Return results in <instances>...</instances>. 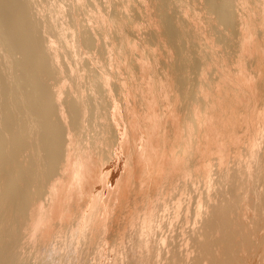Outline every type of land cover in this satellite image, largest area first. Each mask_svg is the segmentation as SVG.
<instances>
[{"label": "bare ground", "instance_id": "1", "mask_svg": "<svg viewBox=\"0 0 264 264\" xmlns=\"http://www.w3.org/2000/svg\"><path fill=\"white\" fill-rule=\"evenodd\" d=\"M147 27L156 29L157 44L151 45L146 38ZM215 33L222 40L219 42L225 43L222 49L217 48ZM170 34L187 38L188 50L182 57L172 46ZM97 48L102 50L98 52ZM101 52L106 59L98 56ZM68 53L74 59L66 62L63 54ZM163 58L167 65L162 68ZM78 65L89 73L79 71ZM166 67L172 69L171 74L161 76L160 69ZM70 77L74 89L70 87L63 97V87ZM100 105L107 109L104 119L115 138L112 147L119 149L113 153L114 158L110 150V165L93 148L95 140L89 137L91 145L84 144L76 135L86 129L87 119ZM119 174L123 179L113 192ZM215 175L217 187L212 184ZM130 180H135L132 195L136 190L149 195H134V203L139 199L147 203L141 202L147 210L143 213L145 221L151 222L153 216L158 219L162 211L163 216L173 212L175 217L181 216L180 225L173 224L179 226V233L186 237L191 231L186 238L192 239V254L183 253L184 246L180 245L182 252L180 248L167 256L169 249L165 256L159 249L165 244L155 246L157 237H153L154 242L147 237L164 255H154L157 262L159 258H177L181 264L186 258L189 264H264V0H0V264H45L48 258L60 264L62 255L77 247L75 242L70 240L67 245L66 239L67 246H63L67 253L60 251L59 245L48 247L44 241L52 238L45 237L42 230L44 243L37 250L32 245L29 249L31 234L41 233L38 230L42 226L37 227L39 222L44 223L42 218L64 208L74 215L77 205L76 201L71 205L72 199L83 196L95 200L91 201L94 204L86 201L90 206H96L98 199L103 201L98 214L91 207L95 225V220L102 221L122 202V194L131 190ZM152 182L157 187L165 183L169 188L182 184V190L191 192L188 202L184 199L186 205H181L182 195L187 194H180L184 190L180 192V186H175L172 189L181 195H176L178 204L167 212L170 205H166V198L162 202L160 195L152 206L148 203L155 192L150 187ZM163 187L165 196L168 189L166 192ZM48 196L55 199L46 207ZM126 201H130L128 197ZM168 203L172 204L171 199ZM73 215L69 220L65 216L70 224ZM62 218L60 222L66 221ZM86 219L80 221V228L84 223L87 227ZM123 223L127 227L128 223ZM157 223L159 226V219ZM93 224H89L92 229ZM98 225L95 232L103 227L99 229ZM76 227L69 229L74 231ZM148 227L144 229L147 233L151 231ZM127 238L130 240L129 234Z\"/></svg>", "mask_w": 264, "mask_h": 264}, {"label": "rangeland", "instance_id": "2", "mask_svg": "<svg viewBox=\"0 0 264 264\" xmlns=\"http://www.w3.org/2000/svg\"><path fill=\"white\" fill-rule=\"evenodd\" d=\"M99 1H102V0H99ZM87 2V1H86ZM96 10H94V12H95ZM217 37V39H215L216 37ZM215 36H213V38H214V40L216 41V43H217V41H218V49H222L224 46H225V43L224 42H222V43H224V44H222V43H220L219 41H222V40H219L220 38L218 37V34H216L215 33ZM146 38L149 40V42L151 43V45H154V44H157V34H156V29L155 28H152V27H147L146 28ZM170 39H171V41H172V46L174 45L175 46V51H176V53L178 54V56L179 57H182V53H186L187 52V46H188V44H187V38L185 37V36H182V37H179V36H175V35H172V34H170ZM107 41H109V39L107 40ZM220 43V44H219ZM224 45L222 48H221V46L222 45ZM217 46V45H216ZM220 47V48H219ZM169 49V48H168ZM168 49H165V50H168ZM97 50H98V48H97ZM97 50H95V51H97ZM100 50H102L101 48H99V50H98V52H100ZM94 50H93V52H95ZM161 51H164L163 49L161 50ZM174 51V50H173ZM98 52H95L96 54L98 53ZM103 52V51H102ZM101 52V53H102ZM165 52V51H164ZM163 52V53H164ZM67 54V53H66ZM66 54H63L64 55V58H65V60H66V62H67V60H71V58L73 57V59H74V56L73 55H71V54H69L68 53V55H66ZM98 54H100V53H98ZM139 54V52L137 51V55ZM71 56V57H70ZM101 59H102V57H104L103 56V53H102V55L100 56V55H98ZM162 56H163V54H162ZM76 59H78L77 61L79 62V57L77 56L76 57ZM104 59H106L105 57H104ZM64 60V61H65ZM104 61H106V60H103V62ZM79 64H81V62L79 63ZM165 65H167V60L165 59V58H163V60H162V68L163 67H165ZM78 67H79V71L80 70H82V67H81V65H78ZM81 67V68H80ZM159 67H160V65H159ZM161 68V67H160ZM167 68L170 70V72H169V70L167 71ZM83 71V70H82ZM81 71V72H82ZM86 70H84L83 71V73L85 74V75H87L88 73H89V71H86ZM194 72H196V70L194 69L193 70ZM171 74V72H172V69L171 68H169V67H166V68H164V70H162V69H160V72L159 73H161V76H163L164 74ZM163 74V75H162ZM168 74V75H169ZM192 74H193V72H192ZM197 75V74H196ZM193 77H196L195 76V74H193L192 75ZM71 80H72V77H70V81H68V83H65V85H64V93H63V97L65 96H67V93H68V91H69V89H70V87L73 85L72 84V82H71ZM70 82V83H69ZM71 84V85H70ZM72 88V87H71ZM72 89H74V88H72ZM68 90V91H67ZM66 91V92H65ZM87 93V92H86ZM64 99V98H63ZM104 104H106L107 105V101H106V103H104ZM105 105V106H106ZM102 106V107H101ZM100 109L97 111V112H95V113H93V114H90V116H89V118H90V120H89V118L87 119V122H86V129L85 130H83V131H81V132H83V135L81 136V132L78 134H76L77 135V137H79V135H80V139L82 140V138H83V140H82V143H84V144H88V145H91V142L92 141H97L98 139V142L99 141H101V142H103L104 144H102L101 142H96V143H94V142H92L93 144H92V146H93V148H95V151L96 152H98L99 153V155H100V157L102 156V158L104 157V159H103V161L105 162V161H108V163L107 162H105L107 165H110V164H112V160L113 159H110V156H111V158L113 157H115L114 155L116 154V153H114L115 152V148L117 147L116 145H113L114 147H112V142H113V144H115L114 142H115V138L113 137V133H112V130H109V127H108V120L106 119H104L106 116V113L107 112H105L104 113V111H107V109H106V107H104V105H100V107H99ZM102 112V114H101V112ZM96 114H97V116H96ZM98 114H99V116H98ZM93 115H94V117H93ZM102 115H104V116H102ZM96 117V118H95ZM93 118H95V119H93ZM103 118V119H102ZM98 119H99V121H98ZM107 122H105V121ZM96 121V122H95ZM91 124H90V123ZM101 122V123H100ZM104 122V123H103ZM95 123V124H94ZM97 123V124H96ZM99 124H102V125H99ZM97 125H99V126H97ZM106 125V126H105ZM93 126V127H92ZM91 129V131H89L90 129ZM97 128V129H96ZM105 128V129H104ZM87 129H89V130H87ZM96 129V130H95ZM106 129H107V131H106ZM93 130V131H92ZM109 130V131H108ZM85 131V132H84ZM88 131V132H87ZM97 131H99L100 132V134H99V132H97ZM90 132H93V134L92 133H90ZM104 132V133H103ZM108 132V133H107ZM98 133V134H97ZM112 133V134H111ZM84 134H86V135H84ZM93 136V139H92V136ZM101 135L103 136V139H102V137H101ZM109 135V136H108ZM112 135V136H111ZM98 136H100V137H98ZM111 136V137H110ZM85 137H87V139H89V137H91V140L92 141H90V139L89 140H87ZM95 137L97 138V139H95ZM113 137V138H112ZM85 138V139H84ZM106 138V139H105ZM101 139V140H100ZM109 139V140H108ZM114 139V141H112ZM103 140V141H102ZM88 141V142H87ZM90 141V142H89ZM105 141V142H104ZM108 141V142H107ZM108 144H107V143ZM90 143V144H89ZM98 143V144H97ZM105 143H106V145H108V146H105ZM110 143H111V145H110ZM98 146H97V145ZM100 144V145H99ZM97 147H96V146ZM103 146V148L102 147H100V146ZM112 148H111V147ZM105 147V148H104ZM107 147H108V149H107ZM110 148V149H109ZM75 149V148H74ZM99 149H103L104 151H106V154L105 153H101L102 151H100ZM112 149H114V151L112 150ZM112 151V153H111V151ZM118 151H119V149H117ZM116 150V151H117ZM100 151V152H99ZM109 151V152H108ZM101 153V154H100ZM109 153V155L107 156V154ZM110 153H111V155H110ZM113 153H114V155H113ZM214 155H216V154H214ZM213 155V157H214V159H215V156ZM217 156V155H216ZM212 157V158H213ZM211 158V159H212ZM111 160V161H110ZM216 161H218V158L217 159H215ZM213 161V159H212V162H216V161ZM114 162V161H113ZM115 163V162H114ZM118 164V163H117ZM120 167H122L121 165H120ZM213 169H216V166H214L213 167ZM137 171H138V168L136 167L135 168V174H134V178L136 179L137 178V176H138V173H137ZM214 171V170H213ZM121 174H119V176H118V179H117V183L116 184H114V186H112V191L113 192H116L117 190H118V187H119V184L118 183H121L122 182V179H123V174L120 176ZM216 176L217 175H215L214 177H213V183L212 184H214L215 185V183H216ZM214 181H215V183H214ZM133 182L135 183V180H130V182H129V184H130V186H129V188H131V190L130 189H127V191H130V192H125V193H130L129 195H127V194H122L123 196H121L120 197V200L122 201L121 203H119V204H121V205H117V207L116 206H114L113 208H112V210L113 211H111V212H109V215L108 214H106V216H104L103 217V219H102V221H101V219L98 221V220H95V225L93 224L94 223V219H96V217H95V215L96 214H98L101 210V208H102V204H103V201H102V199L100 200V199H98V200H96V202H97V204H96V206L95 205H92V206H90L88 203L90 202V203H92V202H94L95 203V200H87L85 197L83 198V196H82V198H80L79 200H76V199H72V203H71V200H69L70 201V203H71V205H73V203L76 201H78L77 203L78 204H76V202L74 203L75 204V206L77 207V208H79L80 207V209L78 210L75 206V208H76V210H75V213H74V215H73V213L71 212L70 213V211L68 212V210L66 209V208H64V209H62V210H60V211H58V213H56L55 215H53V216H51V215H49V216H45V217H43L42 219H43V221L42 222H44L43 224H40V222H39V224H38V229H39V225L40 226H42L41 228H40V230H38V232H40L41 231V233L39 234V233H37V231H35V233L33 232V234H34V236H33V234H31V243L29 242V249H31L32 250V247L33 246H35V249L37 250V248H39V246H41L40 244H43L44 242V244L46 245V244H48V247H50L51 245L53 246V247H56L57 248V246H54V245H59V250L61 251V250H64V252H65V250H66V253H67V248L65 247V246H67V245H69L70 244V240L71 241H73V242H75L76 243V245H77V247L75 248V249H73V251L70 253H68V254H66V255H64V256H66L65 258H64V256L62 255V261L60 260V262L62 263V264H170V262H171V264L173 263L172 261L174 260V262L176 261V264H179V262H180V260L179 259H177V258H175V259H167V261H166V258H164V259H162V260H164V261H162L160 258H162L164 255L166 256V252L169 254V252H168V250L170 251V254L169 255H167V256H170V255H172V253H173V250H177V249H179L180 250V248H181V252L183 251L182 249L184 248V251H183V253H191L192 254V252H191V250L193 249V247L191 246V245H189L190 244V242L192 243V239H191V237H188V239L186 238L187 237V234H189L190 235V233H191V231L190 230H187V231H190V233L189 232H186L187 234H186V237H184V235L183 234H181V233H179L180 232V229L178 228L179 226L178 225H180V219H178V218H181V216L179 217H175L174 216V213L172 212L170 215H172V217H174V218H171V216L169 215V214H167V216L166 215H164V216H166L165 218H166V221L164 220V219H162L164 216H163V212L164 211H162L163 209H161L160 211H159V213L161 214V216L158 218L159 219V226H158V219H157V217H156V219L154 218L155 216H153V219H155V220H151V222L149 221V220H146L145 221V218H144V216H145V214H143L144 212L146 213V211L147 210H145L144 209V206L147 204V203H145L146 201H140V199H139V201L138 202H140V203H134V197L137 195V196H140V197H142L143 195H145L146 194V192H144V194H143V190L140 192V193H138L139 191H137L136 190V192H135V194H131V191L133 190L132 189V186H131V184H133ZM201 183H202V181H201ZM165 184V183H164ZM162 185V184H159V186L157 187V185H153V182H152V184L150 185V187H153V189H152V192L153 191H155V192H151L152 193V196L149 198V199H151V200H149L148 201V203L150 204V203H152V206L153 205H155L156 203H157V201L159 200V197L158 196H160V199L162 200V202L163 201H165V198H166V205L167 206H169L170 205V207L168 208V207H166L167 209H166V211L168 212L169 210H171L170 208L171 207H174L175 205H176V203L178 204L179 203V201H177L176 200V198L178 199V196H176V195H179L180 197L179 198H181V195L180 194H187V196L186 195H182V199H181V202H183V200H184V202H188V201H186V200H188L189 199V195H191V192L189 191V190H187V189H181L182 187H181V185L182 184H180V185H178V186H176V187H179L178 188V190L180 191H183V192H178V190L176 191H174L173 189L175 188V186L173 185V187H172V185H171V188H169L168 187V185L167 184H165V185H167V187H165V185ZM164 186L163 188V190L164 191H166L167 189H168V195H167V193L165 194V196L164 195H162V194H164V192L162 191V186ZM213 185V186H214ZM217 185H218V187H219V183H217ZM155 186V187H154ZM66 187H68V186H66ZM66 187H64V188H66ZM95 187H97V186H95ZM126 187H128V186H126ZM214 187H217L216 185L214 186ZM213 187V188H214ZM161 189V192H160V189ZM173 188V189H172ZM156 189L157 190H159V192L158 191H156ZM173 190V192H175L174 194H173V192H171L172 190ZM177 189V188H176ZM187 191H189L188 193H187ZM156 192H158V193H156ZM177 192H178V194H177ZM132 193H134V190H133V192ZM142 193V194H141ZM173 195H172V194ZM180 193V194H179ZM190 193V194H189ZM138 194H141V195H138ZM158 194V195H157ZM135 195V196H134ZM148 194H146V196H147ZM155 195V196H154ZM157 195V196H156ZM125 196V197H124ZM128 197V201L129 202H127L126 200H127V197ZM132 196H133V198H132ZM166 196H168V197H166ZM169 196H172L171 198L169 197ZM183 196H185V198L183 197ZM148 197H149V195H148ZM158 197V198H157ZM175 199H174V198ZM186 197H187V199H186ZM48 199L47 200H45L44 202H47V203H45L46 204V207L48 206L47 204H49L48 202H50V200H54L55 199V197H47ZM126 198V200H124V199ZM155 198H157V201L155 202V204H154V200H156ZM162 198H164V199H162ZM172 198H173V201H174V203L172 202ZM84 199H86V200H84ZM144 200H147V199H145V198H143ZM142 199V200H143ZM167 199H168V201H170V199H171V203L173 204H169L168 203V201H167ZM49 200V201H48ZM83 201V202H86V201H89V202H86L88 205H89V209L91 210V207H93L92 208V210L93 211H95L94 213H95V215L94 214H92L93 213V211L91 212V214L92 215H94V216H92V215H90L89 216V213H90V210L89 209H87L88 208V206H86L87 204H84L83 202H80V201ZM133 200V201H132ZM160 200V201H161ZM175 200L177 201V202H175ZM68 201V202H69ZM99 201H101V203L99 202ZM83 204L82 206L83 207H81V204ZM127 202V203H126ZM141 202H144L145 203V205L143 206L142 204H141ZM180 202V203H181ZM183 202V203H184ZM94 203H92V204H94ZM99 203L101 204L100 206H97V205H99ZM133 203V204H132ZM168 203V204H167ZM181 204L183 207H184V205H186V203H184V204ZM122 204H123V207H122ZM139 205L138 207H140V208H138V207H136L135 205ZM127 205V206H126ZM134 205V206H133ZM142 205V206H141ZM79 206V207H78ZM125 206V207H124ZM157 206V205H156ZM74 207H73V210H74ZM86 208V209H83V208ZM96 207V208H95ZM98 207H99V212H97V209H98ZM116 207V208H115ZM122 207V208H121ZM81 208L84 210V212L86 213L85 215H84V212L83 213H80V212H82L81 211ZM136 208L139 210V211H137L136 210ZM159 208H161V207H159ZM66 209V212H62V211H64ZM124 209V210H123ZM142 211H141V210ZM114 210H116V211H114ZM119 210V211H118ZM122 210V211H121ZM156 210V209H155ZM89 211V212H88ZM141 211V212H140ZM157 211V210H156ZM61 212V213H60ZM74 212V211H73ZM138 212H139V214H138ZM70 213V214H69ZM114 213V214H113ZM140 213H142V217L144 218L143 220L145 221V222H147V223H145L143 220H141L142 218H139L140 216H141V214ZM58 214L60 215V216H58ZM62 214H64L63 216H61ZM66 214H68V215H66ZM73 215L74 216V218H73V216H71L70 217V219L72 220V222H71V224L69 223V215ZM80 214V215H79ZM81 214H83L84 215V217L85 218H87L86 220H87V227H86V223H84V225L85 226H83L82 228H80V221L82 220V219H85V218H81V217H79V216H82ZM88 214V215H87ZM164 214H165V212H164ZM253 214H255V213H253ZM79 215V216H78ZM120 215V216H119ZM139 215V216H138ZM178 215V214H177ZM56 216H58V218L56 217ZM68 217V220H66L67 218L66 217ZM76 216H77V218H76ZM87 216V217H86ZM89 216V217H88ZM92 216V217H91ZM113 216V217H112ZM126 217V220H125V217ZM163 216V217H162ZM170 216V217H169ZM53 217V218H52ZM60 217H61V219H63L62 217H64L65 218V220L66 221H61V222H63V226H62V223L60 222ZM83 217V216H82ZM90 217L91 218H93V219H90ZM95 217V218H94ZM116 219H115V218ZM121 217V218H120ZM134 217H135V219H134ZM168 217V218H167ZM78 218H81V220L80 219H78ZM98 218V217H97ZM118 218V219H117ZM124 218V219H123ZM161 218V219H160ZM169 218H171L172 219V222H170V219ZM177 218V220L178 221H175L174 222V219H176ZM59 219V220H58ZM74 219V220H73ZM78 219V220H77ZM108 219V220H107ZM120 219H122V221H120ZM131 219V220H130ZM169 219V220H168ZM199 219H200V217H199ZM199 219H196V221H197V224L199 225ZM48 220H50V223H49V221ZM53 220H54V222H53ZM70 220V221H71ZM85 220V221H86ZM106 220V221H105ZM112 220H114V221H112ZM123 220H125V221H123ZM137 220H138V222H137ZM161 220H162V223H161ZM167 220H168V223H167ZM199 220V221H198ZM59 221V224H57V222ZM68 221V222H67ZM77 223H76V222ZM101 221V222H100ZM120 223H119V222ZM133 221V222H132ZM165 221V222H164ZM65 222V223H64ZM66 222H67V225L68 224H70V226L68 225V227L66 226ZM74 222V223H73ZM89 222V223H88ZM91 222V223H90ZM104 222V224L103 225H101L102 223ZM117 222V223H116ZM123 222H125V226H126V222L128 223L127 224V227H124V223ZM131 222V223H130ZM140 222V224L138 225V223ZM142 222H143V224H148V223H150V224H152V225H154L155 224V227L157 226V228H154L153 226H152V228H150V226L149 225H147L146 227H144L145 225H142ZM163 222H164V224H163ZM170 222V223H169ZM178 223V225H173V224H177ZM53 223V224H52ZM106 223V224H105ZM123 223V224H122ZM154 223V224H153ZM172 224V225H168L167 226V224ZM44 224H46V225H44ZM60 224H61V226H60ZM89 224H90V226L93 224V229L92 228H90V226H89ZM99 224V225H98ZM108 224H110V226L108 225ZM116 225V226H114V225ZM118 224V225H117ZM157 224V225H156ZM164 225V226H162V225ZM194 225V223L191 221V226L190 227H192L193 225ZM197 224H195V226H198ZM57 225H58V228H56L57 227ZM75 225H77V227L75 226ZM99 226V229H100V227L101 226H103L102 227V229H100L99 231H97V232H95L96 230H95V228H96V226ZM106 225V226H105ZM120 225V226H119ZM123 225V226H122ZM141 225V230H143V231H141L140 230V228H139V226ZM44 226H46L45 228H46V230L44 229ZM54 226V227H53ZM65 226V228H63ZM113 227V229H114V231H113V229H111L112 227ZM149 226V227H148ZM166 226H167V229H168V227L170 228H173L172 230L171 229H165L166 228ZM67 227V228H66ZM71 227H73V228H71ZM76 227V229L74 230L75 231V233H73L74 231L73 230H70L69 228H71V229H74ZM104 227H108V228H105V231H104ZM124 227V229H123V232H121L122 231V228ZM139 229H138V228ZM148 227V229L150 228L151 229V231H149L148 233L145 231L146 229L145 228H147ZM165 227V228H164ZM177 227V228H176ZM48 228V229H47ZM64 230H63V229ZM82 229L81 231H80V229ZM89 229L88 231L89 232H85V233H83L84 232V230L85 229ZM120 228H121V231H120ZM129 228V229H128ZM154 228V229H153ZM176 229V231H175V229ZM53 229H58V230H55V231H53ZM60 229H62V230H60ZM66 229V230H65ZM69 229V230H68ZM113 231H111V230ZM128 231H127V230ZM140 230V231H138V230ZM145 229V230H144ZM42 230H44V231H46V233L45 232H43V234H42ZM48 230V231H47ZM50 230V231H49ZM77 230V231H76ZM93 230V231H92ZM108 230H110V231H108ZM158 232V234H157V232ZM166 230V231H165ZM177 230H179L178 232H177ZM52 231H53V234L54 235H58V237H54L53 236V234H52ZM65 231H68L67 233H71L72 232V234H68V237L66 236L67 235V233L65 232ZM79 231V232H78ZM91 231V232H90ZM103 231L105 232V233H103ZM108 231V232H107ZM117 231H118V233H117ZM124 231H125V235H124ZM126 231H127V233L130 231V233H128L129 234V238H130V240L127 238L128 237V234L126 233ZM145 231V232H144ZM164 231V232H163ZM172 231V232H171ZM174 231V232H173ZM47 232H49V233H47ZM63 232V233H62ZM66 233V235H65V233ZM77 232V233H76ZM95 233V235L92 237V233ZM102 232V233H101ZM113 235V236H111L110 235V233ZM137 232H144L147 236H145L143 233H141L142 235H143V237H142V235H139V233H137ZM153 232V233H152ZM166 232H168V234L166 233ZM169 232L171 233V234H169ZM44 233L46 234V236L44 235ZM51 233V234H50ZM56 233H59V234H56ZM82 233H83V236H82ZM87 233V234H86ZM91 233V234H90ZM113 233H115L116 235L114 236V234ZM150 233H152V234H150ZM41 234L42 235H44L45 237H47V235H48V237L49 238H52V239H49L50 241L48 242V240L47 239H45L46 241H41V240H43V237L41 236ZM61 234V235H60ZM63 234V235H62ZM77 234V235H76ZM78 234H80V237L78 236ZM86 234V235H85ZM89 234V235H88ZM105 234H107L106 236H105ZM137 234H138V236H139V238L140 237H142L141 239L143 240V242H144V244H142V241H141V239L139 240H137V238H138V236H137ZM172 234H173V236H172ZM181 234V235H180ZM37 236V238H36V236ZM52 235V236H51ZM76 235V236H75ZM120 235V236H119ZM149 235H152L151 237H149ZM167 235H168V237H167ZM178 235H180L179 237H178ZM40 236V237H39ZM69 236H70V238H69ZM90 236H91V238H92V240H91V242H90ZM101 236V237H100ZM108 236V237H107ZM109 236H111V237H109ZM118 236V237H117ZM160 236V237H159ZM162 236H164V237H162ZM169 236H170V238H169ZM184 238H183V237ZM192 236H193V234H192ZM35 238V239H32V238ZM47 237V238H48ZM62 238V237H64V239H63V242L61 241V239L60 238ZM79 237V238H78ZM105 237L107 238V240L105 239ZM136 237V238H135ZM147 237L148 238H151L150 240L152 241V242H154V238L153 237H157V240H155V242H154V244H155V246H156V244L157 243H159V244H165L167 247H169V248H166L165 249V245H162V247L163 246H165V247H160L159 249L161 250V252L163 253V250L165 251L163 254V256H161L162 255V253H160V250L159 249H157L158 248V246L157 247H154V244L151 242V241H148L149 239H147ZM175 237V238H174ZM28 238V239H29ZM40 238V239H39ZM69 238V239H68ZM75 238H77V241H76V239ZM119 238H121V240L119 239ZM133 238H135L134 240H133ZM153 238V239H152ZM161 240H160V239ZM163 238H166V239H163ZM172 238V239H171ZM173 238L174 239H176V240H173ZM179 238V239H178ZM180 238H183L184 240H185V238L187 239V240H185V243H188V247L190 248V249H187V246H186V244L184 243V240L182 241V239L180 240ZM41 241H39V240ZM66 239L68 240V243L66 242ZM73 239V240H72ZM128 239V240H127ZM133 241H132V240ZM144 239H145V241H144ZM163 239V240H162ZM255 239H257V238H255ZM254 239V240H255ZM34 240H35V245H34V243L32 244V242H34ZM52 240V241H51ZM56 240V241H55ZM136 240L138 241V242H136ZM147 240V241H146ZM172 242H171V241ZM178 240V242H175V241H177ZM191 240V241H190ZM93 241V242H92ZM106 241H108V242H106ZM121 241V242H120ZM130 241V242H129ZM162 243H161V242ZM165 241V242H164ZM168 241V242H167ZM181 241V242H180ZM257 240H255V242H256ZM38 242H39V245H38ZM43 242V243H42ZM52 242V243H51ZM55 242V243H54ZM57 242H58V244H57ZM62 242V243H61ZM65 242V243H64ZM113 242L115 243V244H113ZM133 242H135L134 244H133ZM149 242H151L150 244H148ZM173 242H174V244H173ZM183 242V243H182ZM54 243V244H53ZM61 243V244H60ZM66 243H67V245H66ZM132 243V245H129V244H131ZM166 243H169V244H166ZM178 243H179V245H178ZM180 243H182V244H180ZM51 244V245H50ZM110 244V245H109ZM158 244V245H159ZM171 244V245H170ZM31 245H32V247H31ZM38 245V246H37ZM63 245H65V246H63ZM115 245V246H114ZM117 245H119V246H117ZM144 245H146V246H144ZM149 247H148V246ZM153 245V246H152ZM170 245V246H169ZM176 245V246H175ZM183 247H181V246ZM47 246V245H46ZM51 246V247H52ZM131 246V247H130ZM144 247V249H143V247ZM152 246V248H151V250H150V247ZM160 246V245H159ZM174 246V247H173ZM191 246V247H190ZM37 247V248H36ZM146 247H148L149 248V250H150V253H152V254H149V251L147 250L148 248H146ZM177 247H179V248H177ZM65 248V249H64ZM156 249V251H154L155 249ZM171 248H173V249H171ZM175 248V249H174ZM185 248L188 250V252H186L187 250H185ZM111 249V250H110ZM113 249H114V251H113ZM141 249L142 250H146V251H141ZM152 249H153V251L155 252H152ZM59 251V252H60ZM190 251V252H189ZM112 252V253H111ZM143 252V254H141ZM146 252H148V254H149V256H147V254H146ZM159 252V253H158ZM73 253V254H72ZM157 253L158 254H160L159 256H160V258H159V261L157 262L156 260V258H157ZM70 254H72V255H70ZM114 254V255H113ZM146 254V255H145ZM195 254V253H194ZM70 257H69V256ZM141 255H144L143 257L141 256ZM152 255V256H151ZM154 255H156L155 257H154ZM141 256V257H140ZM158 256V257H159ZM261 256H263V258H264V255L262 254ZM133 257H134V259H133ZM149 257V258H148ZM153 257V258H152ZM53 258H54V256H53ZM142 258V259H141ZM65 259V260H64ZM155 259V260H154ZM44 260V259H43ZM154 260V261H153ZM172 260V261H171ZM190 261H191V259H189ZM263 260V259H262ZM58 261V260H57ZM64 261V262H63ZM65 261H66V263H65ZM178 261V262H177ZM10 262V261H9ZM185 262V263H184ZM13 263V261L11 262V264ZM60 263V264H61ZM190 262L188 261V260H186V258L184 259V260H181V264H189ZM45 264H54V262L51 260V259H47V260H45ZM173 264H175V263H173Z\"/></svg>", "mask_w": 264, "mask_h": 264}]
</instances>
